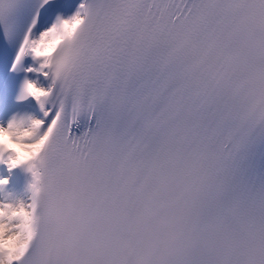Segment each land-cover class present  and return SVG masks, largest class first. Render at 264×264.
Returning <instances> with one entry per match:
<instances>
[{
    "label": "snow or ice",
    "instance_id": "obj_1",
    "mask_svg": "<svg viewBox=\"0 0 264 264\" xmlns=\"http://www.w3.org/2000/svg\"><path fill=\"white\" fill-rule=\"evenodd\" d=\"M0 264H264V0H0Z\"/></svg>",
    "mask_w": 264,
    "mask_h": 264
}]
</instances>
